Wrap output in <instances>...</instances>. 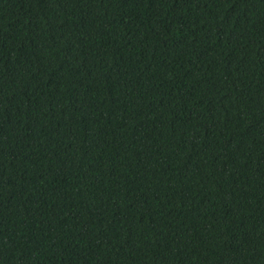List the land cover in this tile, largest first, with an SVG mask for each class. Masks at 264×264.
Here are the masks:
<instances>
[{
    "label": "trees",
    "instance_id": "16d2710c",
    "mask_svg": "<svg viewBox=\"0 0 264 264\" xmlns=\"http://www.w3.org/2000/svg\"><path fill=\"white\" fill-rule=\"evenodd\" d=\"M0 264H264V0H0Z\"/></svg>",
    "mask_w": 264,
    "mask_h": 264
}]
</instances>
